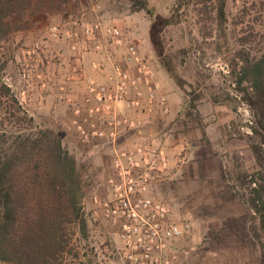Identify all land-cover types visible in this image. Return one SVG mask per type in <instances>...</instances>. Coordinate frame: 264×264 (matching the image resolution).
Segmentation results:
<instances>
[{
  "label": "rangeland",
  "instance_id": "rangeland-1",
  "mask_svg": "<svg viewBox=\"0 0 264 264\" xmlns=\"http://www.w3.org/2000/svg\"><path fill=\"white\" fill-rule=\"evenodd\" d=\"M174 2L147 0V6L154 15L168 17ZM208 10L180 11V24L167 28L162 36L166 52L178 49L185 52L180 53L177 62L183 90L158 64L148 36L151 17L146 11L133 12L129 0H72L64 13L38 20L27 29L0 38V76L18 101L21 116L25 112L33 118L34 132L52 130L74 156L86 183L81 202L86 199L88 203L108 172L110 146L106 143L85 145L77 139L67 99L74 102L80 99L82 83L77 75L70 77L71 81L66 84L63 81L67 72L70 74L73 67L81 68L80 64L89 76L87 69L92 70L89 66L92 56L86 55L83 63L76 61L64 43L48 38L46 29L50 24L79 20H99L119 26L155 71L166 95L176 97L172 118L152 124L164 133L162 142L169 152L171 170L150 193L169 206L175 221L190 224L191 234L179 241L177 249L182 253L193 246L195 252L187 259L182 254L178 264L199 261L229 264L232 259L237 264H258L259 249L255 244L240 252L212 251L208 233L210 227L220 225L225 217L239 215L242 211L235 202L225 204L220 197L227 186L235 185L233 172H251L255 168L248 148V135H251L248 125L253 122L254 114L236 92V77L230 76L228 71L230 62L240 64L246 53H255L262 47L264 0H227L226 23L218 28ZM195 81L203 82L196 106L199 116L179 118L185 93L195 88ZM242 87L249 85L243 83ZM213 97L218 104L211 102ZM26 128L27 123L21 122L18 131ZM133 142L136 141H126V145ZM119 145L124 147L125 144ZM205 159L206 165L199 166L198 161ZM225 172L230 180L225 178ZM83 214L87 220V238L75 237L72 251L77 257L69 256L66 264L89 261L91 264H125L116 253L118 240L112 229L102 220L94 221L87 210Z\"/></svg>",
  "mask_w": 264,
  "mask_h": 264
},
{
  "label": "trees",
  "instance_id": "trees-1",
  "mask_svg": "<svg viewBox=\"0 0 264 264\" xmlns=\"http://www.w3.org/2000/svg\"><path fill=\"white\" fill-rule=\"evenodd\" d=\"M70 1L0 0V38L64 13ZM129 1L133 12L146 11L151 17L148 36L158 64L183 90L177 62L185 52H166L163 33L180 24V11L208 10L207 5L218 28L226 23L227 0H175L168 17L154 15L147 0ZM241 60L240 64L230 62L228 73L236 77V92L254 114L248 125V148L255 168L251 172H233L235 185L227 186L220 197L225 204L235 202L242 211L210 227L208 239L212 251L240 252L255 244L259 249L258 264H264V41L257 52H248ZM243 83L249 87H242ZM201 84L195 81V88L185 93L179 118L199 116L196 106ZM211 100L218 104L214 97ZM22 114L0 76V264H66L69 256L77 257L72 251L75 237L87 238V220L81 206L86 183L58 134L49 129L34 132L33 118ZM21 122L27 123L23 132L18 131ZM205 161H198L199 166H205ZM225 178L231 177L225 172ZM229 264L237 263L232 259Z\"/></svg>",
  "mask_w": 264,
  "mask_h": 264
},
{
  "label": "built area",
  "instance_id": "built-area-1",
  "mask_svg": "<svg viewBox=\"0 0 264 264\" xmlns=\"http://www.w3.org/2000/svg\"><path fill=\"white\" fill-rule=\"evenodd\" d=\"M46 32L50 40L64 43L76 61L83 63L91 55L90 68L104 76V82L86 76L80 64L63 81L66 84L77 75L82 83L80 99H67L77 139L85 145L110 146L108 172L88 203L82 200V211L112 229L118 240L116 253L125 264H178L182 254L187 259L195 247L182 253L177 248L191 234L190 224L175 221L169 206L150 193L170 173L166 146L156 137L124 147L117 143L126 134L144 138L147 125L170 116L155 71L115 24L79 20L50 24Z\"/></svg>",
  "mask_w": 264,
  "mask_h": 264
},
{
  "label": "crops",
  "instance_id": "crops-1",
  "mask_svg": "<svg viewBox=\"0 0 264 264\" xmlns=\"http://www.w3.org/2000/svg\"><path fill=\"white\" fill-rule=\"evenodd\" d=\"M87 73H89L90 75L89 76H92L94 78H96L99 82H104V76L103 75H100L99 73H96L92 70H89L87 69ZM158 78V77H157ZM167 96V99H168V102H169V105H170V109H171V112H170V116L168 117L169 119L172 118L173 116V112L176 111L175 108H173V106L176 105L175 101H174V98L176 99V97H172L171 95H166ZM176 96V95H175ZM167 118V119H168ZM155 123V122H154ZM153 123L147 125L145 128H144V138H138L136 137L134 134H126L124 136H122L119 140H118V145L119 143H121V145H123V143L125 144L124 146H127L126 145V141H136V142H133V143H137L139 142L140 140L142 139H146L148 137H156L158 138L161 142H162V138L164 136V133L160 132L158 130V127L156 125H152ZM152 125V126H150ZM164 141V140H163ZM129 143V142H127ZM131 143V144H133ZM163 143V142H162ZM129 144V145H131ZM165 144V143H164ZM120 146V145H119Z\"/></svg>",
  "mask_w": 264,
  "mask_h": 264
}]
</instances>
